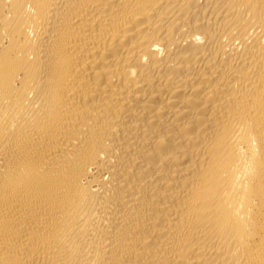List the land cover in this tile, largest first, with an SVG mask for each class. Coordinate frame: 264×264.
Returning <instances> with one entry per match:
<instances>
[{"label":"bare ground","instance_id":"1","mask_svg":"<svg viewBox=\"0 0 264 264\" xmlns=\"http://www.w3.org/2000/svg\"><path fill=\"white\" fill-rule=\"evenodd\" d=\"M0 264H264V0H0Z\"/></svg>","mask_w":264,"mask_h":264}]
</instances>
